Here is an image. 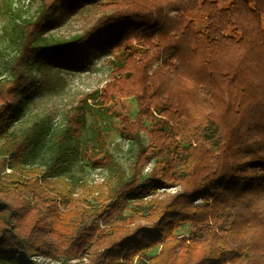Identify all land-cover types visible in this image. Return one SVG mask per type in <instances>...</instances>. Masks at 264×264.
I'll use <instances>...</instances> for the list:
<instances>
[{
  "label": "trees",
  "instance_id": "trees-1",
  "mask_svg": "<svg viewBox=\"0 0 264 264\" xmlns=\"http://www.w3.org/2000/svg\"><path fill=\"white\" fill-rule=\"evenodd\" d=\"M74 19L70 36L50 34ZM14 33L0 79V264H130L158 245L152 264H264V0H37ZM106 54L118 60L97 105L110 116L137 101L133 120L117 114L133 162L127 171L107 152L97 164L111 173L91 185L64 175L88 99L49 136L44 164L32 159L45 127L12 125L52 74ZM23 195L42 205L30 221ZM186 224L189 240L172 237Z\"/></svg>",
  "mask_w": 264,
  "mask_h": 264
},
{
  "label": "rangeland",
  "instance_id": "rangeland-1",
  "mask_svg": "<svg viewBox=\"0 0 264 264\" xmlns=\"http://www.w3.org/2000/svg\"><path fill=\"white\" fill-rule=\"evenodd\" d=\"M36 8L37 0H0V79L8 75L12 56L16 53V45L13 42L16 34L14 33L15 25L32 16ZM79 26V23L74 19L52 30L50 34L57 38L70 36L80 28ZM131 45L139 47L137 41H133ZM117 60L114 54H106L94 60L88 69H61L59 73L51 75L53 76L51 87H46L26 100L23 113L19 116V120H16L12 125V128L14 132L21 133L35 125L40 128L45 127L47 131L43 134L45 135V144L32 159L34 164H44L49 160L51 155L48 146L49 136L67 125L69 119L79 113L82 102L88 99L91 107L86 115V125L80 138L79 155L64 175L81 181H89L91 185L101 184L111 173V168L101 167L97 164L98 160L102 159L107 152L112 154L115 161L129 171L133 162V146L122 138L121 122L117 114L124 113L133 120L138 114L137 101L134 98H124L121 104L114 106L115 114L108 116L97 105L96 100L98 93L110 81ZM153 166L154 162L146 167L145 178L150 174ZM6 171L11 173L10 169ZM7 186L13 190L11 184H7ZM178 191H180V187L175 185L158 191V196L173 195ZM13 192L16 193V191ZM53 197L56 196L53 195ZM75 197L83 198L84 201L79 204L89 210L95 207L89 204V202L93 204V198L89 192H79ZM58 203L60 204V202ZM18 204H22L28 211L33 208L32 213L27 217L28 221L36 214L37 207H42L31 195H23ZM101 226L106 227L104 221L101 222ZM190 229V224L183 225L173 232L172 237L189 240L192 237ZM162 248V245H158L154 249L140 253L132 257L130 264H152L153 260L161 253ZM39 260L46 264H60L53 259L39 258ZM84 261L87 262L86 259ZM78 262L79 260L72 261L74 264Z\"/></svg>",
  "mask_w": 264,
  "mask_h": 264
}]
</instances>
